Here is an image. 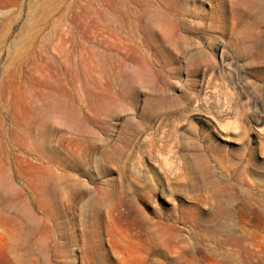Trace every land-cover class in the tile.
Here are the masks:
<instances>
[{"label": "rangeland", "instance_id": "374dc122", "mask_svg": "<svg viewBox=\"0 0 264 264\" xmlns=\"http://www.w3.org/2000/svg\"><path fill=\"white\" fill-rule=\"evenodd\" d=\"M165 2L0 0V264H264V0Z\"/></svg>", "mask_w": 264, "mask_h": 264}, {"label": "bare ground", "instance_id": "6f19581e", "mask_svg": "<svg viewBox=\"0 0 264 264\" xmlns=\"http://www.w3.org/2000/svg\"><path fill=\"white\" fill-rule=\"evenodd\" d=\"M188 1L189 0H166L165 5H164V9L170 17H174V16L178 17V16H180L181 11L184 10L185 5L187 4ZM250 17L257 19V13L254 12L253 14L250 15ZM251 159L253 162L258 163L256 157H254L253 154H252Z\"/></svg>", "mask_w": 264, "mask_h": 264}]
</instances>
